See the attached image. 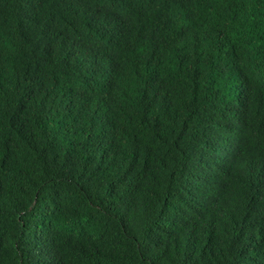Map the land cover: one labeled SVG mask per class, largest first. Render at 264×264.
Masks as SVG:
<instances>
[{
	"label": "trees",
	"instance_id": "trees-1",
	"mask_svg": "<svg viewBox=\"0 0 264 264\" xmlns=\"http://www.w3.org/2000/svg\"><path fill=\"white\" fill-rule=\"evenodd\" d=\"M0 264H264V0H0Z\"/></svg>",
	"mask_w": 264,
	"mask_h": 264
},
{
	"label": "clouds",
	"instance_id": "clouds-1",
	"mask_svg": "<svg viewBox=\"0 0 264 264\" xmlns=\"http://www.w3.org/2000/svg\"><path fill=\"white\" fill-rule=\"evenodd\" d=\"M87 22H90L91 24H93V25H96V19L94 20V19H87L86 20ZM144 49H145V51H147L149 48H146V47H143ZM117 95H118V92H114V94H113V99L115 100L116 98H117ZM91 97V99L93 100V98L95 99V100H99V98L100 97H95V96H90ZM84 103V100H82V102H81V104H83ZM141 212V211H140ZM139 212V213H140ZM123 225H127L126 223H123Z\"/></svg>",
	"mask_w": 264,
	"mask_h": 264
}]
</instances>
